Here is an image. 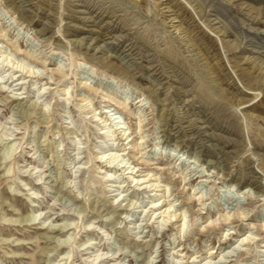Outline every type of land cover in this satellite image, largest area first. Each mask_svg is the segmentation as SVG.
<instances>
[{
    "label": "rangeland",
    "instance_id": "1",
    "mask_svg": "<svg viewBox=\"0 0 264 264\" xmlns=\"http://www.w3.org/2000/svg\"><path fill=\"white\" fill-rule=\"evenodd\" d=\"M0 264H264V0H0Z\"/></svg>",
    "mask_w": 264,
    "mask_h": 264
},
{
    "label": "bare ground",
    "instance_id": "2",
    "mask_svg": "<svg viewBox=\"0 0 264 264\" xmlns=\"http://www.w3.org/2000/svg\"><path fill=\"white\" fill-rule=\"evenodd\" d=\"M108 107H111V105H109ZM117 107H118V106H117ZM104 155H106V154H104ZM104 155H103V157H104ZM178 160H179V159H178ZM138 171H139V170H136L135 173H137ZM128 172H129V171H128ZM130 172H131V174H132V173L134 172V168H133V170H131ZM132 180H133V179H132ZM139 181H140V180L138 179L137 182H139ZM137 182H136V184H137ZM143 182H145V181H142V183H143ZM154 206H156V204H155ZM167 206H168V209L171 207V206H169V204H167ZM168 209H167V210H168ZM165 211H166V210H165ZM168 212H169V210H168ZM25 219H27V217L24 218V220H25ZM59 229H60V228H59ZM56 234H57V233H56ZM247 239H248V238H243L242 240L244 241V240H247Z\"/></svg>",
    "mask_w": 264,
    "mask_h": 264
}]
</instances>
